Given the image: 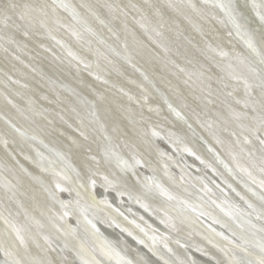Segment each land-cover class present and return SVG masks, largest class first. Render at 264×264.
Listing matches in <instances>:
<instances>
[{
	"label": "bare ground",
	"instance_id": "bare-ground-1",
	"mask_svg": "<svg viewBox=\"0 0 264 264\" xmlns=\"http://www.w3.org/2000/svg\"><path fill=\"white\" fill-rule=\"evenodd\" d=\"M117 2V11L120 13V17L125 18L127 39L130 41H132L131 38L135 41L138 39L136 42L141 46L138 45L139 48L134 45L129 47L134 51V57L143 65L144 70L148 74L150 73L153 79H156L171 103L183 114V120H186V123L183 120L177 122L168 107L145 87L142 78L137 77L136 80L135 76V81L132 84L139 88V93L142 95L140 98H133L124 91L114 95L115 99L119 101L117 104L120 106L122 114H114L115 118L111 119L112 121L104 124L102 122L100 126L92 118L81 120L84 128L86 126L87 129L95 130L101 134L100 136H103L104 140L95 145L101 151V156L97 157L90 150L85 152L84 147H86L87 141L86 145H83L80 140L76 139L72 142V153L65 155L68 160L72 161L73 170L67 168L72 174L77 172L83 178H86V174L92 177L91 173H94L108 181L110 185L113 183V187H122L125 191L133 193L132 191H137L136 189L140 190L139 180L126 173H128V167L132 162L141 163L142 161L135 156L134 152L136 150L141 154L140 157L146 158L148 162L157 160L156 150L150 138L156 139L161 136L164 137L166 148L173 151L176 147L177 151L181 150L178 151V154L182 155L183 151H187L195 163H199V160L194 155L204 154L206 145L209 146L212 154H209L210 156L207 154L208 159L204 158L205 161L208 164H214V160L225 161L227 171L223 174L220 170L224 178L232 182L231 184H234L236 189H239L238 185L244 186L245 193H251V195L248 194L250 198L255 202L262 203L260 196L264 198V151L260 147L261 145H258V141L253 143L250 137L253 133L258 136L259 126L264 125V21H261L257 15V11L264 13V0H117ZM220 5H224L222 10H220ZM215 10L217 14L214 13ZM58 22L65 23L63 18L55 20L56 26ZM97 27L99 28V25ZM67 28L64 26L62 32L70 36V31H67ZM62 32L60 31V35H64ZM107 38L110 40L109 37ZM63 41L65 42V40ZM146 41L152 44L150 52H147ZM98 47L101 49L99 48L100 50L97 52L102 55H99L98 59L96 56L97 65L94 69L97 72L106 73L109 70L105 68V64L103 65L101 57H115L109 49L102 45H98ZM81 50L86 54L89 52L87 47H83ZM75 51L78 50L75 49ZM83 52L80 54L82 55ZM10 59L13 63L22 66L23 74L21 75L23 78L35 81L31 84H37L38 87L46 85L53 91L51 94H59L45 77L37 75L38 72L14 59L13 56H10ZM183 60L189 64L184 63ZM98 63L103 66L101 67ZM72 65L74 66V64ZM99 66L100 68H98ZM110 70L116 72L114 69ZM119 73L112 72V75L120 79L122 75ZM6 82L4 88L11 93V86L15 87L19 84L16 78L10 76ZM9 83L11 86L8 85ZM25 85L28 84L25 83ZM23 89L25 88L23 87ZM237 89H240L242 94H236L235 90ZM2 90L0 88V101L18 114L27 125L37 129L42 138L51 139L52 143H57L53 142L56 140L52 139L43 129H39L38 125L28 118L27 113L15 106L11 99L5 98L1 94ZM218 91H222L223 96ZM63 98L62 95L61 99ZM28 100L31 103L29 114L38 115L36 120L42 121L44 124L42 126L47 127L42 116L52 121L55 126L68 124L65 120H60L63 117L53 112L54 108H44L41 105L42 102L51 103L54 98L41 97L40 102L34 98ZM37 105L39 111L35 110ZM188 124L196 130V133L189 130ZM52 131L54 134L58 132L55 129ZM9 132L16 137L14 133ZM198 133L202 136L203 141L198 137ZM63 137L70 139L68 136ZM3 138L5 137L3 136ZM10 140H12L11 137H6L5 144H0V186L4 187L2 188L4 189L3 196H0V214L3 215L4 224L7 226L5 228L4 224L0 225V244L4 249L0 250V264H36L39 260H43L42 264H73L71 261L79 263L81 258L79 259L71 253H65V245L63 242H59L58 234L63 236L64 232L67 234V236L64 235L65 243L68 240L74 245L78 244V239L84 240L87 247L94 248L93 253L97 258L105 259L107 254L96 248L92 238L81 229V226L76 224L73 212L70 216L72 227L66 230L62 225V218L52 208V206L62 207L55 202L53 189L58 186L68 187V184L62 180L61 174L59 175V171L65 166V163L62 165L58 162L53 168L42 157L38 158L34 155L35 158H33V154L30 155V153V157L27 153L20 154L22 150L17 145H13ZM113 144L122 148L121 150L126 156L124 160L121 158V153L110 149ZM32 150L37 151L36 149ZM146 159L143 161L144 163L147 161ZM4 161L6 165L1 164ZM21 167H25L26 174L19 172ZM112 167H116L121 172ZM212 168L216 170L214 167ZM35 175L40 178L39 182H34ZM231 177L235 178L239 184L237 185ZM141 179L144 182L145 178ZM86 180L88 181V179ZM206 182L209 184V180ZM167 186L165 188H168L170 192L173 191V188ZM232 190L231 193L234 196L235 193L240 195L238 194L240 191L236 192V190L234 193ZM70 191L71 202L79 214H82L83 219H87V222L97 227L101 234L108 237L110 234L108 227L112 222L111 215L102 211L101 213L96 211L95 215L89 214L90 212L88 213L85 208L80 207V194H76L71 189ZM218 191L223 193L221 190ZM155 192L162 194L158 190ZM242 193L249 199L247 194L243 191ZM190 199L189 194L184 192L180 195L179 200L184 208L199 210V207ZM249 200L253 203V200ZM221 210H223L222 207ZM224 212L226 211L224 210ZM52 217L57 218L56 220L62 227L58 225L57 228L52 222ZM147 219L161 232L169 235L173 241L178 240L188 247L200 251L201 248L191 236L188 238L183 236L174 227L164 228L151 215H148ZM176 219L185 226L190 225L184 219L177 217ZM34 221L37 224H46L50 230L37 225ZM208 221L212 226H215L214 219ZM26 222L27 225L24 224ZM215 227L218 233L221 232L224 236L227 234L229 240L243 243L230 232L223 230L220 225ZM27 230H31L34 233L33 236ZM51 230L55 238L47 236L52 232ZM43 231H48L45 232L47 235ZM230 235L232 237H229ZM193 236L198 239L204 238L202 235L193 234ZM110 239L112 243H118L116 246L121 250L119 255L126 264L141 263V253L132 252L126 246L121 248L122 241H117V238L111 235ZM20 241L21 243H19ZM125 243L128 244V241ZM59 244L65 249L61 253L58 250ZM77 247L80 246L77 245ZM202 251H204L202 254L207 255L205 249ZM81 252L82 256L88 255L84 250ZM146 252L155 260L152 263L159 262L154 257L155 255ZM196 253L201 259L207 261L201 254ZM142 254L146 255L144 251ZM146 256L148 257V255Z\"/></svg>",
	"mask_w": 264,
	"mask_h": 264
},
{
	"label": "water",
	"instance_id": "water-1",
	"mask_svg": "<svg viewBox=\"0 0 264 264\" xmlns=\"http://www.w3.org/2000/svg\"><path fill=\"white\" fill-rule=\"evenodd\" d=\"M117 3V0H0V88L3 89L1 94L5 98L11 99L15 106L27 113L28 118H31L39 129H43L52 139L56 140L53 142H57L52 143L51 139L42 138L37 129L27 125L18 114L0 101V144H5V138L11 137L12 144L17 145L22 150L20 154L27 153L29 156L30 153V155L33 154V158H35L34 155L38 158L42 157L53 168L58 162L62 165L65 163L66 167H62L59 175L61 174L62 180L68 184V187L58 186L53 189L55 202L62 207L52 206V208L62 218V225L66 230L72 227L70 216L73 212L76 224L81 226V229L92 238L96 248L103 250L107 255L102 260L97 258L93 253L94 248L92 246L87 247L86 241L83 240V242L81 239L77 240L78 244L73 245L68 240L65 243L64 235L67 236V234L64 231V235L58 234L60 239H57L60 243L63 242L66 250L60 247V244L58 250L60 253L65 250V253H71L79 259L81 258L80 264H126L119 255L121 250L116 246L118 243L114 244L110 241L111 235L117 238V241H122L123 246L121 245V248L126 246L132 252L141 253L140 264H264V198L259 195L262 198L260 199L262 203L255 202L249 196L251 193H248L249 195L245 193L244 186L240 187L235 178L231 177L239 189H236L235 185L231 184L232 182L224 178L220 170L223 174L227 171L225 161L224 163L217 159L218 162L214 160L215 163H209V165L204 158L208 159L207 156L212 154V150L207 145L204 154L194 155L199 160V163H195L187 151H183L182 155L178 154V151L181 150L177 151L176 147L173 151L166 148L164 137L159 136L153 139V137L148 136L156 150L155 154L158 161L154 159L148 162L145 158L147 161L144 163L145 159L140 157L141 154L135 150V156L142 161L141 163L132 162L129 167L127 166L128 173H126L128 176L136 177L139 180L138 184L141 191L136 189L137 191H132L133 193L125 191L122 187H113L112 182L110 185L108 181L94 173H91L93 174L92 177L86 174V178H83L79 173H74L75 176L69 170H73L72 161L68 160L65 155L72 153V142L76 139L80 140L83 145L87 143L84 147L85 152L90 150L97 157L101 156V151L95 145L104 140L103 136H100L101 134L95 130L87 129L85 125L84 128L81 120L92 118L100 126L102 122L104 124L115 118L114 114H122L120 106L117 104L119 101L115 99L114 95L124 91L133 98H140L142 95L139 93V88L132 84L135 81V76L136 80L137 77L142 78L145 87L168 107L177 122L183 120V114L171 103L166 93L159 87L156 79H153L151 74L144 70L139 60L134 57V51L130 48L132 45L139 48V44L136 42L138 39L135 38V41L131 36L132 41L127 39L125 18L120 17V13L117 11ZM222 9L220 5V10ZM214 13L217 14L216 10ZM58 18H63L65 23L58 22L56 26L54 22ZM64 26L68 27L66 30L70 31L69 35L72 38L62 32ZM60 31L64 35H60ZM146 43L148 48L146 50L150 52L152 44L148 41ZM98 45L109 49L115 57L102 58L100 56L104 62H102L103 65L105 64V68L109 70L106 73H100L94 69L99 55H102L98 53L101 49ZM83 47H87L88 54L81 50ZM79 51L83 54L81 55ZM10 56L38 72L37 75L45 77L47 82L53 84V87L57 89L55 91L59 94L53 95L51 94L53 91L46 85L38 87L37 84H31L35 81L23 78L21 75L23 74L22 66L13 63ZM183 62L189 64L186 60ZM98 64L103 66L101 63ZM110 69H114L117 73L120 72L122 78L114 77L112 72H116ZM9 76L16 78L21 84L14 87L11 86L10 82L8 85L11 86L12 93L4 88ZM235 92L242 94L240 89L235 90ZM219 94L223 96L222 91ZM62 95L63 99H61ZM47 96L54 98V101L51 100L52 102L48 104L42 102L41 105L44 108H54L55 111L53 112L60 114L63 117L60 120L63 119L68 122L67 125L62 124L60 126L57 124L55 126L52 121L42 116L47 127L42 126L44 125L43 122L36 120L38 115L29 114L31 103L28 99L34 98L40 102L41 97ZM107 105H110L112 109L111 107L108 108ZM35 110L39 111L38 105ZM183 122L186 123V120ZM52 129L58 132L54 134ZM189 130L196 133V130L190 125ZM9 131L14 133L16 137ZM60 134L63 135L60 136ZM63 136H68L70 139ZM251 136H249L250 140L253 143L258 141V145H261L260 147L264 151V125L259 126L258 136H255L254 133ZM198 137L203 139L199 133ZM28 149L30 150L26 152ZM32 149L37 151L34 152ZM110 149L121 153L122 160L126 158L122 148L113 144ZM1 164L6 165L5 161ZM24 168H19L21 170L19 172L25 173ZM113 169L117 170L116 167ZM160 171L161 173H159ZM141 178H145L144 182ZM33 180L39 182L40 178L36 177ZM208 180L209 184L206 182ZM167 185L173 188V191L170 192L168 188H165ZM2 188L4 187L0 186V196H3L4 193ZM70 189L76 194H80V207L85 208L88 213L90 212L89 214H94L96 211L101 213L102 211L111 215L112 222L108 227L110 233L108 237L101 234L97 227L87 222V219H83L82 214H79V211L75 209L76 207L71 202ZM155 189L162 194L155 192ZM218 190L223 191V193L221 194ZM231 190L234 193L240 191L238 193L240 195L235 193L234 196ZM242 191L247 194L249 199L253 200V203ZM184 192L189 194L191 202L198 206L199 210L194 211L184 208L183 204L181 205L179 199ZM64 210H69V212ZM148 215L156 218L164 228L174 227L183 236L194 238L198 247L201 248V252L178 240L173 241L169 235L161 232L147 219ZM2 216L0 214V225L3 226L4 219ZM176 217L184 219L190 225H186L188 226L186 227ZM52 218V222L57 228L58 225L62 227L56 220L57 218ZM211 219L216 221L215 226L220 225L223 230L230 232L243 243L233 242L229 240L227 234L224 236L221 232L218 233L216 227L208 223V220ZM24 224L27 225V222ZM37 225L50 230L46 224L38 223ZM27 232L32 236L34 234L31 230H27ZM45 232L43 231L47 235ZM52 233L53 231L47 236L53 237L54 234ZM193 234L202 235L204 238L198 239ZM36 237L39 238L40 236ZM23 239L26 241L25 238ZM125 241H128V244ZM41 242L43 243V241ZM77 245L80 247L78 248ZM202 249L206 250L207 255L202 254L204 252ZM0 250H4L1 244ZM82 250L86 252V255L88 254V257L82 256ZM143 251L148 257L142 254ZM146 251L155 255L154 257L159 262L152 263L155 260ZM196 252L205 257L207 261L201 259ZM42 262L43 260H39L36 264H42ZM71 262L79 264L75 261Z\"/></svg>",
	"mask_w": 264,
	"mask_h": 264
},
{
	"label": "snow or ice",
	"instance_id": "snow-or-ice-1",
	"mask_svg": "<svg viewBox=\"0 0 264 264\" xmlns=\"http://www.w3.org/2000/svg\"><path fill=\"white\" fill-rule=\"evenodd\" d=\"M221 6L224 7V5H221ZM253 7L255 8L256 5L254 4ZM257 15L259 16L261 21H264V13L257 11Z\"/></svg>",
	"mask_w": 264,
	"mask_h": 264
},
{
	"label": "rangeland",
	"instance_id": "rangeland-1",
	"mask_svg": "<svg viewBox=\"0 0 264 264\" xmlns=\"http://www.w3.org/2000/svg\"><path fill=\"white\" fill-rule=\"evenodd\" d=\"M5 228H7V226L4 225Z\"/></svg>",
	"mask_w": 264,
	"mask_h": 264
}]
</instances>
